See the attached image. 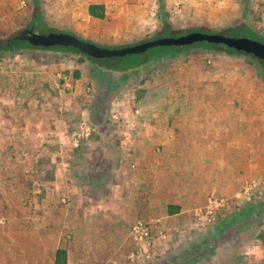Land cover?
<instances>
[{
  "label": "rangeland",
  "instance_id": "obj_1",
  "mask_svg": "<svg viewBox=\"0 0 264 264\" xmlns=\"http://www.w3.org/2000/svg\"><path fill=\"white\" fill-rule=\"evenodd\" d=\"M35 1L42 14L39 23L33 22ZM91 5H104L105 18L90 17ZM165 21L183 34L196 29L222 33L243 23L264 36V0H0V39L12 38L26 28H46L98 46L124 48L151 41ZM3 62L6 68L20 70L22 76L0 77L2 90L20 91L24 94L21 104L28 107L37 99L45 101V96L36 95L44 89L49 95L45 102L57 105L60 139L72 143L76 152L73 178L80 182L86 174L93 179L85 192L92 200L110 198V186L100 178L114 180L117 155L130 150V142L121 139H157L161 137L158 133L164 134L156 121L166 115L153 111V100L161 94L212 89L218 91L222 103L230 98L239 105L246 95L264 105V68L250 57L202 47L158 52L132 62V68L123 71L112 68L113 63L95 62L80 53L37 48L0 53ZM209 73H213L212 79ZM6 98L13 103L12 96ZM136 108L142 109L141 116L134 115ZM84 123L91 128L89 136ZM35 129L33 122L25 123L10 132L17 139L1 140L7 150H2L6 159L0 162L14 174L0 177V183L9 180L6 197L26 207L12 208L11 216L23 213L28 222L38 215L37 201L67 199L52 185L51 170L43 177L36 172ZM46 146L49 152L59 147ZM60 146L61 152L67 150L63 142ZM91 152L103 153L102 170L93 169L98 154ZM2 195L0 184V198ZM211 201L214 218L204 208H187L171 217L164 213V203L157 204L133 223L124 240L93 239L95 226L83 233L88 238L74 239V234H69L76 245L72 264H251L246 260L247 248L257 239L264 241V179L252 180L234 197L211 198L206 204ZM140 223L153 230L150 241L135 239L134 227Z\"/></svg>",
  "mask_w": 264,
  "mask_h": 264
},
{
  "label": "crops",
  "instance_id": "obj_2",
  "mask_svg": "<svg viewBox=\"0 0 264 264\" xmlns=\"http://www.w3.org/2000/svg\"><path fill=\"white\" fill-rule=\"evenodd\" d=\"M5 65L0 63L3 79L22 76L20 70ZM209 75L212 79L213 73ZM44 91L38 90L36 95L45 96L47 101L49 95ZM217 92L178 89L154 99L153 111L166 115L161 122L156 121L164 134L158 133L161 137L157 139H121L122 143L130 142V150L117 155L114 180L100 178L102 184L110 186V198L106 191L107 199L92 200L85 192L93 179L86 174L80 182L73 178L76 152L72 143L60 139L57 105L47 104L42 98L27 107L21 104L23 93L0 88V101L4 102L0 103V161L6 159L1 140L17 139L10 132L33 122L38 142L36 172L43 177L51 170L52 185L67 198L37 201L38 215L28 222L23 213L11 216L12 208L26 207L6 197L9 180L0 183V264H56L59 250L66 251V264H72L76 245L69 234L81 239L86 229L91 232V226H95L93 239L124 240L130 236L135 221L162 203L164 213L171 217L183 214L187 208H204L214 218V203L206 204L207 199H229L252 180L264 179V124L260 123L264 121V105L246 95L239 105L230 98L222 103ZM226 93L229 97V88ZM6 96L13 97L12 104ZM62 142L65 152L60 151ZM47 143L59 147L49 152ZM93 154H98L93 169L100 171L103 153ZM13 174L9 166L0 162V177ZM95 186L100 187L99 183ZM171 207L174 214H169ZM91 220L98 222L91 224ZM245 254L249 263L264 264V241L257 239Z\"/></svg>",
  "mask_w": 264,
  "mask_h": 264
},
{
  "label": "water",
  "instance_id": "obj_3",
  "mask_svg": "<svg viewBox=\"0 0 264 264\" xmlns=\"http://www.w3.org/2000/svg\"><path fill=\"white\" fill-rule=\"evenodd\" d=\"M13 39L27 42L34 47L51 48L59 46L74 48L81 55H86L95 60L140 55L146 53L150 49L158 47H188L197 43L207 42L210 44L225 45L229 49L253 55L264 61V43L260 41L246 37L236 38L222 34H208L202 32L186 33L179 37H162L135 46L115 49L98 46L97 44L83 40L69 33H37L31 28L24 29L20 34L14 36Z\"/></svg>",
  "mask_w": 264,
  "mask_h": 264
},
{
  "label": "trees",
  "instance_id": "obj_4",
  "mask_svg": "<svg viewBox=\"0 0 264 264\" xmlns=\"http://www.w3.org/2000/svg\"><path fill=\"white\" fill-rule=\"evenodd\" d=\"M89 13L94 18L104 19L105 18V6L104 5H92L89 8ZM41 19H42V14H41L40 6H39L38 1H35L34 11H33V22L39 23V21ZM31 29H33V28H31ZM34 30L37 33L56 32L54 30H48L46 28H42L39 30L34 29ZM192 32H202V33H208V34H222L225 36L236 37V38L246 37V38H250V39L257 40V41L264 43V36L263 35L254 31L253 29H251V27L248 24H243V23L240 27L234 26V27L230 28L227 32H222V33H217V32H212V31H207V30H201V29L190 30L189 33H192ZM182 34H183L182 31L175 29L169 22L165 21L160 32L152 40L162 38V37H179ZM101 47H104V46H101ZM196 47L206 48V49L211 50V51H218L219 50V51L226 52L228 54L244 55V56L252 58L262 68H264V61L254 57L253 55L245 54L243 52H237L233 49L227 48L225 45L210 44L207 42L197 43V44H194V45L188 46V47H158V48L150 49L146 53H143L140 55H129V56L122 57V58H110V59H104V60H95V59H92L86 55H81V56L84 58L90 59L92 61H95V62L113 63L114 67H112V68L119 69V70L123 71V70H127L129 68H132V62H135L136 60H144L147 57L154 56V54L158 53V52L169 53V52H172L175 50H185V49H192V48H196ZM36 48L42 49V50H62V51H67V52H72V53H79L74 48H64V47H59V46L51 47V48L34 47L27 42L14 40L13 37L7 38V39H0V53L7 52V51L20 52V51H24L27 49H36ZM106 48L115 49L113 47H106ZM176 210H179V209H176ZM174 213H175V209L172 207L169 208V214H174ZM246 217L247 216L245 215L244 217L239 218L237 220V222L240 221L239 223H241ZM66 260H67L66 251L59 250L57 253L56 264H66Z\"/></svg>",
  "mask_w": 264,
  "mask_h": 264
},
{
  "label": "built area",
  "instance_id": "obj_5",
  "mask_svg": "<svg viewBox=\"0 0 264 264\" xmlns=\"http://www.w3.org/2000/svg\"><path fill=\"white\" fill-rule=\"evenodd\" d=\"M134 115L135 116H141L142 114V111L140 108H136L134 110ZM83 126H86V128L84 129L86 132V136H89L91 133V128L89 126L86 125V123H84ZM216 204H218V206L221 205V203H218V202H215ZM153 232V230L148 227L147 225H144L142 223L140 224H137L135 227H134V237L136 240L140 241V242H144V241H150L152 239V235L151 233Z\"/></svg>",
  "mask_w": 264,
  "mask_h": 264
}]
</instances>
